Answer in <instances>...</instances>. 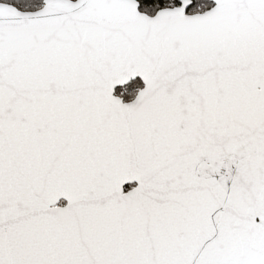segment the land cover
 <instances>
[{"label":"snow or ice","instance_id":"obj_1","mask_svg":"<svg viewBox=\"0 0 264 264\" xmlns=\"http://www.w3.org/2000/svg\"><path fill=\"white\" fill-rule=\"evenodd\" d=\"M0 264H264V0H0Z\"/></svg>","mask_w":264,"mask_h":264}]
</instances>
